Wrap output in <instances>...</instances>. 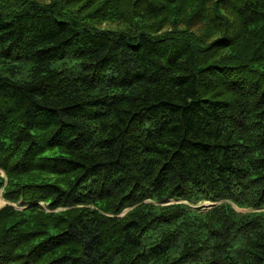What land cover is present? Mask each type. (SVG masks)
Wrapping results in <instances>:
<instances>
[{
	"label": "trees",
	"instance_id": "trees-1",
	"mask_svg": "<svg viewBox=\"0 0 264 264\" xmlns=\"http://www.w3.org/2000/svg\"><path fill=\"white\" fill-rule=\"evenodd\" d=\"M0 62V264H264V0H0Z\"/></svg>",
	"mask_w": 264,
	"mask_h": 264
},
{
	"label": "rangeland",
	"instance_id": "rangeland-1",
	"mask_svg": "<svg viewBox=\"0 0 264 264\" xmlns=\"http://www.w3.org/2000/svg\"><path fill=\"white\" fill-rule=\"evenodd\" d=\"M100 28H103V29H116V30H120L122 28H124V25L121 24V23H106V24H103V25H100L99 26ZM195 31H197L198 33H202V30L199 29V28H194ZM11 72L10 71V68L9 66H4L1 62H0V73L2 74H5V75H8L10 76L11 75ZM20 77H27V72L24 71L22 72L21 76ZM3 174V172H2ZM1 200H3L4 203H1L0 202V208L3 207L5 204H7L8 202L3 198V196L1 195L0 197ZM172 203H176L175 201H170L168 203H164V205H169V204H172ZM212 204H215L213 202H210V201H206V202H203V203H199L198 205H195L194 208H199L201 210H207ZM217 204V203H216ZM238 212H248L249 210H244V209H239L238 207L235 208ZM128 209H125L121 215H125L127 213Z\"/></svg>",
	"mask_w": 264,
	"mask_h": 264
},
{
	"label": "bare ground",
	"instance_id": "bare-ground-1",
	"mask_svg": "<svg viewBox=\"0 0 264 264\" xmlns=\"http://www.w3.org/2000/svg\"><path fill=\"white\" fill-rule=\"evenodd\" d=\"M0 202H1V203H4L3 200H1V199H0Z\"/></svg>",
	"mask_w": 264,
	"mask_h": 264
}]
</instances>
